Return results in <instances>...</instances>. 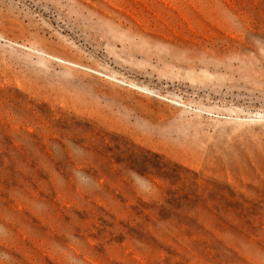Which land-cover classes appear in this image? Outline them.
I'll return each mask as SVG.
<instances>
[{
	"label": "rangeland",
	"instance_id": "374dc122",
	"mask_svg": "<svg viewBox=\"0 0 264 264\" xmlns=\"http://www.w3.org/2000/svg\"><path fill=\"white\" fill-rule=\"evenodd\" d=\"M0 264H264V0H0Z\"/></svg>",
	"mask_w": 264,
	"mask_h": 264
}]
</instances>
